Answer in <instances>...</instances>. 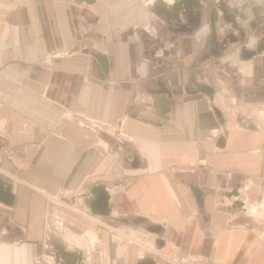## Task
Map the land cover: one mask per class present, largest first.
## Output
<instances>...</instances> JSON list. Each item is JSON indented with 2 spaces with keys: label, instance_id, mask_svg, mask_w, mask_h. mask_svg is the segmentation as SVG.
Listing matches in <instances>:
<instances>
[{
  "label": "crops",
  "instance_id": "crops-1",
  "mask_svg": "<svg viewBox=\"0 0 264 264\" xmlns=\"http://www.w3.org/2000/svg\"><path fill=\"white\" fill-rule=\"evenodd\" d=\"M172 2L0 0V264H264V0Z\"/></svg>",
  "mask_w": 264,
  "mask_h": 264
},
{
  "label": "water",
  "instance_id": "water-1",
  "mask_svg": "<svg viewBox=\"0 0 264 264\" xmlns=\"http://www.w3.org/2000/svg\"><path fill=\"white\" fill-rule=\"evenodd\" d=\"M188 1L189 0H174V3H172L171 6L176 11H174V13L172 15H171V13H169V11L162 9V12L166 15L167 20L173 19L177 22V24H180L181 23V21H180L181 17H180V12H178V6L179 5L181 6V4L186 5ZM158 12L162 13L159 8H158ZM262 50H264V43H261L259 45V47L255 50H249V49L244 47L242 55H244L245 57H249L250 55H254L257 52H261ZM210 96H211V93H210ZM92 193L94 194V196H92L90 198V206H91L92 212L98 213V214H103V215H109L111 212V209H112L111 205L109 203L110 194H109V192H107L104 185H96L93 188ZM150 228L151 229H160L161 226L154 225ZM142 264H154V261L151 259L150 260L146 259L143 261Z\"/></svg>",
  "mask_w": 264,
  "mask_h": 264
},
{
  "label": "rangeland",
  "instance_id": "rangeland-1",
  "mask_svg": "<svg viewBox=\"0 0 264 264\" xmlns=\"http://www.w3.org/2000/svg\"><path fill=\"white\" fill-rule=\"evenodd\" d=\"M47 54H50V55H43V63H44V65H47V66H50L51 65V63H52V57H53V54H55V53H47ZM47 56H50V59H48L47 61H46V57ZM4 212H5V208H3V206H0V231H5V230H7V223L9 222V221H7V219H6V217H5V215H4ZM232 226L233 227H239V226H243L242 225V222L241 221H234L233 223H232ZM245 226V225H244ZM247 228V227H246ZM255 232L257 231L256 229H253ZM253 230L252 229H250V232L251 233H253V234H255L254 232H253ZM256 235V234H255ZM262 238V237H261ZM261 238H260V241H261Z\"/></svg>",
  "mask_w": 264,
  "mask_h": 264
},
{
  "label": "built area",
  "instance_id": "built-area-1",
  "mask_svg": "<svg viewBox=\"0 0 264 264\" xmlns=\"http://www.w3.org/2000/svg\"><path fill=\"white\" fill-rule=\"evenodd\" d=\"M46 55H50V54H46ZM48 59H50V56H47V57H46V61H47ZM203 161H204V159H203ZM203 161H202V162H203Z\"/></svg>",
  "mask_w": 264,
  "mask_h": 264
},
{
  "label": "bare ground",
  "instance_id": "bare-ground-1",
  "mask_svg": "<svg viewBox=\"0 0 264 264\" xmlns=\"http://www.w3.org/2000/svg\"><path fill=\"white\" fill-rule=\"evenodd\" d=\"M171 2H172V0H171ZM172 3H173V2H172ZM172 3H170V4H169V3H167V4H168V7H170V6L172 5ZM172 9H173V8H172Z\"/></svg>",
  "mask_w": 264,
  "mask_h": 264
}]
</instances>
